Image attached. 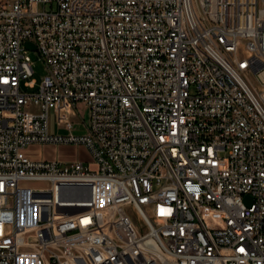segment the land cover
Here are the masks:
<instances>
[{"label":"built area","instance_id":"2783aa9c","mask_svg":"<svg viewBox=\"0 0 264 264\" xmlns=\"http://www.w3.org/2000/svg\"><path fill=\"white\" fill-rule=\"evenodd\" d=\"M0 264H264V0H0Z\"/></svg>","mask_w":264,"mask_h":264},{"label":"rangeland","instance_id":"374dc122","mask_svg":"<svg viewBox=\"0 0 264 264\" xmlns=\"http://www.w3.org/2000/svg\"><path fill=\"white\" fill-rule=\"evenodd\" d=\"M52 7L41 6L40 11H51ZM34 64L35 75L34 79L41 84L42 81L48 76V69L45 62L42 60L38 52L28 53ZM23 93L33 94L38 92L37 90H29L24 88ZM34 112H37V109H33ZM73 122H75L77 127V135H83L85 133L84 123L88 122V111L83 107H79V112L76 117H73ZM84 120V121H83ZM50 126L51 131H57V118L54 112L50 114ZM26 156L35 161H49V160H60L62 162H82L87 167L95 169V165L90 153L84 147H65V146H33L25 152ZM24 187L33 188V189H47L49 186L47 183H25ZM23 206H26L25 199L22 200ZM25 209V207H23ZM23 209V210H24ZM25 211V210H24ZM131 217L137 226L142 225L141 217L136 214L133 210L130 211ZM30 237H28L29 239Z\"/></svg>","mask_w":264,"mask_h":264},{"label":"water","instance_id":"95a60500","mask_svg":"<svg viewBox=\"0 0 264 264\" xmlns=\"http://www.w3.org/2000/svg\"><path fill=\"white\" fill-rule=\"evenodd\" d=\"M26 48L30 52H37V48L33 44H31V43H27L26 44ZM247 202L250 204V206H252V199L251 198H247ZM33 225H34V220H32L29 223V226H33Z\"/></svg>","mask_w":264,"mask_h":264},{"label":"crops","instance_id":"0c3cea01","mask_svg":"<svg viewBox=\"0 0 264 264\" xmlns=\"http://www.w3.org/2000/svg\"><path fill=\"white\" fill-rule=\"evenodd\" d=\"M52 133H53V134H62V133H64V131L60 130V129L57 127V131H56V132H53V131H52ZM49 161H55V160H49ZM59 161H60V160H59Z\"/></svg>","mask_w":264,"mask_h":264}]
</instances>
